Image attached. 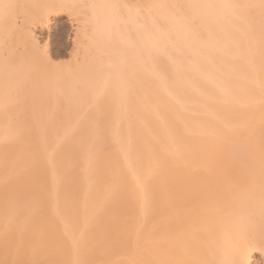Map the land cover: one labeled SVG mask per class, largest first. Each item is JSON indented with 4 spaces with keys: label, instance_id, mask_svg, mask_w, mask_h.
<instances>
[{
    "label": "bare ground",
    "instance_id": "6f19581e",
    "mask_svg": "<svg viewBox=\"0 0 264 264\" xmlns=\"http://www.w3.org/2000/svg\"><path fill=\"white\" fill-rule=\"evenodd\" d=\"M255 131L264 0H0V264H264Z\"/></svg>",
    "mask_w": 264,
    "mask_h": 264
},
{
    "label": "rangeland",
    "instance_id": "374dc122",
    "mask_svg": "<svg viewBox=\"0 0 264 264\" xmlns=\"http://www.w3.org/2000/svg\"><path fill=\"white\" fill-rule=\"evenodd\" d=\"M105 3H104V6H105ZM106 4H108V3H106ZM111 4H108V5H111ZM108 7H111V6H108ZM86 9H87V7H81V6L80 7L77 6V8L74 7V8L70 9L72 12V17L76 18V19L73 18L74 19V21H73L74 26L75 25L77 26L78 24L80 25L81 23L84 24L88 20L86 17L90 18V16H88L89 12H86ZM89 10L90 9H88L87 11H89ZM104 10L106 11V9H104ZM86 14H87V16H86ZM64 18L65 17H55V19L52 18L50 20V25H48L47 28H45V30L42 31V33H38L39 37H40V43L42 45H45V43L48 44L47 48H48V51L50 53V56L53 58V60H56V62L62 61V60H64V61L67 60V58L69 57V52L71 51V47H72V42H71L72 38L71 37L73 35L72 34L73 30H71L72 31L71 32L68 25H65V23L61 24V22ZM89 20H91V19H89ZM91 21L94 22L93 20H91ZM90 25H91V23H90ZM249 133L252 134V131ZM249 133H247V134H249ZM254 135L256 137H259V135H260V137H261L264 134H263V132H261L259 134V131H255ZM222 158L220 160H222ZM221 163L223 166V162H220V164Z\"/></svg>",
    "mask_w": 264,
    "mask_h": 264
}]
</instances>
